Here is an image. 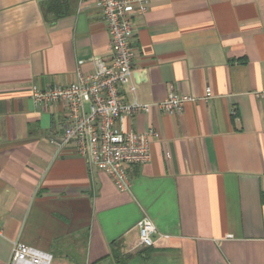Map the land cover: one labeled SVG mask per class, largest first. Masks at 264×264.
I'll use <instances>...</instances> for the list:
<instances>
[{
  "label": "crops",
  "instance_id": "1",
  "mask_svg": "<svg viewBox=\"0 0 264 264\" xmlns=\"http://www.w3.org/2000/svg\"><path fill=\"white\" fill-rule=\"evenodd\" d=\"M135 16L131 84L152 105L124 128L151 137V161L128 166L130 188L51 140L61 104L34 87L67 86L112 58L95 0H0V264L22 242L51 264H264V0H153ZM171 89L194 101L179 115ZM157 228L138 247V222Z\"/></svg>",
  "mask_w": 264,
  "mask_h": 264
},
{
  "label": "built area",
  "instance_id": "2",
  "mask_svg": "<svg viewBox=\"0 0 264 264\" xmlns=\"http://www.w3.org/2000/svg\"><path fill=\"white\" fill-rule=\"evenodd\" d=\"M153 0H95L108 26L112 58L95 59L96 71L85 75L80 71L77 79L67 86L47 89L34 87L32 97L37 105L61 104L66 123L61 134L51 143L61 153L72 148L91 168L105 173L116 189L122 193L130 188L128 166H143L151 161V137L147 134L126 131V117L150 113L152 105L143 104L137 98L125 103L122 88L131 84L136 94L133 63L136 49L133 37L136 31L134 18L147 12ZM194 99L171 89L168 97L159 104L163 113L182 114L185 105ZM138 247L155 246L157 228L149 218L141 219ZM53 256L22 242L13 244L9 264H51Z\"/></svg>",
  "mask_w": 264,
  "mask_h": 264
},
{
  "label": "trees",
  "instance_id": "3",
  "mask_svg": "<svg viewBox=\"0 0 264 264\" xmlns=\"http://www.w3.org/2000/svg\"><path fill=\"white\" fill-rule=\"evenodd\" d=\"M112 259L115 264H125L130 256L124 255L122 252V246L120 243L112 244Z\"/></svg>",
  "mask_w": 264,
  "mask_h": 264
}]
</instances>
